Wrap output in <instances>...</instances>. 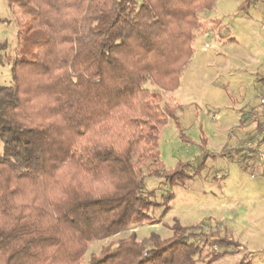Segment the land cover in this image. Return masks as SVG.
<instances>
[{
    "label": "trees",
    "instance_id": "obj_1",
    "mask_svg": "<svg viewBox=\"0 0 264 264\" xmlns=\"http://www.w3.org/2000/svg\"><path fill=\"white\" fill-rule=\"evenodd\" d=\"M9 2L28 18L12 82L0 85V264H251L227 228L165 223L174 194L146 186L150 177L170 185L193 177L187 163L167 169L159 148L182 106L146 83L179 88L200 13L215 0ZM250 120L258 130L252 111L241 124ZM254 132L222 154L249 159L242 144ZM160 223L170 236L114 238ZM105 240L86 261L91 243Z\"/></svg>",
    "mask_w": 264,
    "mask_h": 264
},
{
    "label": "rangeland",
    "instance_id": "obj_2",
    "mask_svg": "<svg viewBox=\"0 0 264 264\" xmlns=\"http://www.w3.org/2000/svg\"><path fill=\"white\" fill-rule=\"evenodd\" d=\"M243 1L215 0L212 9L200 14L194 52L177 90L164 92L146 83L162 93L164 102L182 106L177 112L179 123L170 119L161 128L159 148L167 169L187 163L193 176L185 185L150 177L146 186L157 189L159 197L167 191L174 194L165 223L171 225L177 219L184 226L212 222L227 228L250 252L251 264H264V167L254 160L239 159V154H235L238 158L222 154L225 146L235 147L255 131V121L241 124V118L251 111L258 116L264 96V0H252L246 8H242ZM27 18L18 6L0 0V43L4 44L0 48V85L12 82L17 31ZM212 114H219V119L214 120ZM132 231L139 239L152 231L163 237L171 235L160 223L133 225L114 238ZM107 242L91 243L85 260Z\"/></svg>",
    "mask_w": 264,
    "mask_h": 264
},
{
    "label": "built area",
    "instance_id": "obj_3",
    "mask_svg": "<svg viewBox=\"0 0 264 264\" xmlns=\"http://www.w3.org/2000/svg\"><path fill=\"white\" fill-rule=\"evenodd\" d=\"M260 112L258 114L260 127L254 136L242 144V153L250 160L258 162L264 167V96L260 98ZM214 120L219 119V114H212Z\"/></svg>",
    "mask_w": 264,
    "mask_h": 264
},
{
    "label": "crops",
    "instance_id": "obj_4",
    "mask_svg": "<svg viewBox=\"0 0 264 264\" xmlns=\"http://www.w3.org/2000/svg\"><path fill=\"white\" fill-rule=\"evenodd\" d=\"M205 13V11H202L200 14ZM203 15V14H202ZM201 27V26H200Z\"/></svg>",
    "mask_w": 264,
    "mask_h": 264
}]
</instances>
